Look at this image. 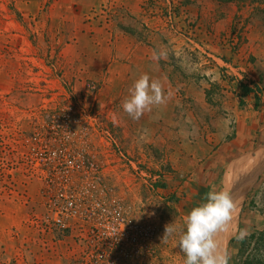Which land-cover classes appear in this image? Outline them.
I'll use <instances>...</instances> for the list:
<instances>
[{"label": "rangeland", "instance_id": "1", "mask_svg": "<svg viewBox=\"0 0 264 264\" xmlns=\"http://www.w3.org/2000/svg\"><path fill=\"white\" fill-rule=\"evenodd\" d=\"M143 74L165 102L134 120L121 102ZM65 124L130 218L154 228L111 264H184V217L264 157V0H0V264H97L78 231L44 222L39 153ZM236 214L227 264H264V169Z\"/></svg>", "mask_w": 264, "mask_h": 264}, {"label": "built area", "instance_id": "2", "mask_svg": "<svg viewBox=\"0 0 264 264\" xmlns=\"http://www.w3.org/2000/svg\"><path fill=\"white\" fill-rule=\"evenodd\" d=\"M63 138L47 152L44 161V222L61 230H76L85 243L84 255L97 264H111L120 255H139L154 238L150 223L130 218L124 199L99 180L94 160L86 162L76 150L68 124L53 125Z\"/></svg>", "mask_w": 264, "mask_h": 264}, {"label": "clouds", "instance_id": "3", "mask_svg": "<svg viewBox=\"0 0 264 264\" xmlns=\"http://www.w3.org/2000/svg\"><path fill=\"white\" fill-rule=\"evenodd\" d=\"M165 53H154L151 59L159 60ZM129 98L121 106L132 119H139L145 111L165 102L162 84L141 75L129 89ZM236 204L226 191H210L207 202L195 207L184 217L186 231L180 235L178 246L186 259L184 264H227V258L218 251L215 235L224 231L233 218ZM174 223L165 226L164 239L176 232Z\"/></svg>", "mask_w": 264, "mask_h": 264}, {"label": "bare ground", "instance_id": "4", "mask_svg": "<svg viewBox=\"0 0 264 264\" xmlns=\"http://www.w3.org/2000/svg\"><path fill=\"white\" fill-rule=\"evenodd\" d=\"M263 169H264V157L262 159L253 158V159H250V161L247 163L238 162L236 165L232 167L228 175L227 183L232 189V192L230 195L236 204V210L233 213V218L227 225L226 230L219 231L215 235V240L218 244V251L221 254H224L223 253V248H224L223 242L227 239V236L232 232L235 226L236 218L238 217L236 213L238 211V207L241 203V200L243 196L245 195L246 191L253 185L256 178L261 174Z\"/></svg>", "mask_w": 264, "mask_h": 264}, {"label": "trees", "instance_id": "5", "mask_svg": "<svg viewBox=\"0 0 264 264\" xmlns=\"http://www.w3.org/2000/svg\"><path fill=\"white\" fill-rule=\"evenodd\" d=\"M243 90H244L243 97L247 96L248 94H251V92H252V89L249 87H246V86H243ZM232 241H233V239H232ZM248 264H252V263H248ZM257 264H262V263H257Z\"/></svg>", "mask_w": 264, "mask_h": 264}, {"label": "crops", "instance_id": "6", "mask_svg": "<svg viewBox=\"0 0 264 264\" xmlns=\"http://www.w3.org/2000/svg\"><path fill=\"white\" fill-rule=\"evenodd\" d=\"M245 86L248 87L247 85H245ZM252 87H253V85H249V88H252ZM242 91L244 93L243 88H242ZM253 93H254V91L252 90L251 94H248L247 96H251ZM242 97H243V94H242Z\"/></svg>", "mask_w": 264, "mask_h": 264}]
</instances>
